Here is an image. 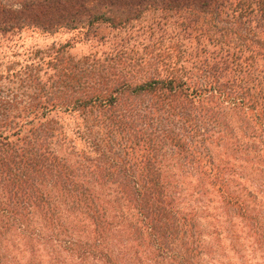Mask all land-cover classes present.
Instances as JSON below:
<instances>
[{"label":"trees","instance_id":"16d2710c","mask_svg":"<svg viewBox=\"0 0 264 264\" xmlns=\"http://www.w3.org/2000/svg\"><path fill=\"white\" fill-rule=\"evenodd\" d=\"M224 217L263 247L264 0H0V264H204Z\"/></svg>","mask_w":264,"mask_h":264},{"label":"rangeland","instance_id":"374dc122","mask_svg":"<svg viewBox=\"0 0 264 264\" xmlns=\"http://www.w3.org/2000/svg\"><path fill=\"white\" fill-rule=\"evenodd\" d=\"M109 29H102L100 34L112 35ZM76 34H61L54 38L39 37L35 34L24 35L26 47L37 45L39 47L51 46L53 43H74L77 39ZM71 54L76 57H82L93 50L91 43L74 44ZM222 152L220 153L222 157ZM223 158V157H222ZM217 206V205H214ZM220 211L218 213H222ZM213 213V212H210ZM209 213V214H210ZM216 228L208 230L209 246L214 248L211 255L204 259V264H264V245L261 249L254 248L257 239L251 237L245 230L244 224L235 218H221L216 223ZM211 244V245H210Z\"/></svg>","mask_w":264,"mask_h":264}]
</instances>
